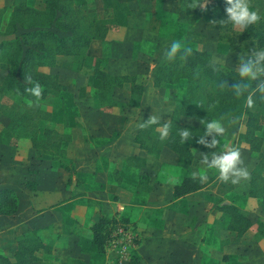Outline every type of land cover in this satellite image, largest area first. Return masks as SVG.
Wrapping results in <instances>:
<instances>
[{
	"label": "rangeland",
	"instance_id": "rangeland-1",
	"mask_svg": "<svg viewBox=\"0 0 264 264\" xmlns=\"http://www.w3.org/2000/svg\"><path fill=\"white\" fill-rule=\"evenodd\" d=\"M17 1H23L36 8L43 6V0H0V38H10L22 30L18 26L15 29L8 26L12 5ZM73 2L79 15L80 29L88 34L91 33V19H103L107 21L109 26H112L107 29L106 39L92 38L84 49L69 55H57L54 62L46 67L48 71L57 74L63 87L57 92L49 93L44 98L39 99V105L49 113L48 118L42 120L40 125H47L46 123L50 118L49 122L56 124V127L61 129V133L68 135L67 118L74 114L75 121L72 130L76 131V142L71 143L70 147L73 148L74 146L77 155L84 158L85 156L88 157L85 158L86 161L78 158L79 167L85 169L88 166L91 167L92 157L98 148H88L87 150L92 153V156H89V154H84L82 147L76 146V143L83 140L79 135V122L76 120L79 117L76 113L85 112L84 118L87 119L89 125H92L91 128L88 125L90 132L84 134V139L92 134H108L110 132L109 136L114 140L106 151L111 152L118 144L126 145L129 135L135 132L145 118L152 114L162 117L168 116L180 96L185 93L187 84L183 78L161 86H154L151 80L155 65L173 40H180L192 48L208 51L211 59L222 63L225 67L239 68V57L250 54L248 49H251V44L248 42L241 45L242 50L240 52L233 51L228 46L232 35L235 36L239 29L232 25L230 28H226L218 23L213 24L212 20H205L201 14V7H187L193 0H73ZM250 3L253 10L258 11L260 16L264 15V0H250ZM112 52L118 55L115 56ZM0 57L1 85L8 65V58L4 54ZM95 58L100 59V65L102 64L110 72L133 75L137 82L143 84L142 93L131 99L129 84L124 82L120 86L114 87L111 93L112 98L120 104H115L113 108H104L100 104L98 105L96 101L97 80L90 75L89 69L90 63ZM0 100L3 102L17 101L19 97L10 91L0 90ZM233 117L237 118V123L228 127L227 133L221 137L220 146L216 149H209L205 146L202 148L191 147L193 160L186 167L177 163L175 154L165 150L162 153V165H164V174L169 177L168 181L173 182L184 174H191L193 171L203 168L204 166L200 163L199 152H218L225 145L238 146L241 149L244 165L248 171L255 169L264 174V168L260 169L257 164L256 155L242 143H237V132L243 118L242 116ZM225 118V125L227 126V120L232 117ZM7 120L8 117L0 108V121L5 124ZM178 120L187 126L196 123L195 120L187 116H179ZM206 139H210V137ZM17 143L26 144L28 140L17 138L15 144ZM149 153L157 155L159 150L157 154ZM18 156L20 160L17 162ZM49 158V154L30 146L0 143V184L13 182L18 187V192L24 196L27 193V187L31 186L32 182H25L24 184L22 176L19 175V169L26 168L29 172L45 171L44 169L48 167ZM15 173H17L16 176H14ZM98 175L100 176L101 173ZM135 175H132L134 179ZM106 176L107 178L101 176L96 181V189L91 190L87 196L90 198L84 215L87 214L91 217L95 213V208L99 206L98 201H102L108 203V207L109 204L112 205L113 208L108 209L110 212L118 217H126L128 221L120 223H125V232L133 234V237L130 235V241L126 240L127 248L122 250V247H115L109 240L110 233L107 235L105 246L116 251V257L119 252V259L113 264H134L137 258L131 252L133 249H137V246L140 248L143 245L147 234L138 228L128 213L137 209L141 202L145 201L144 192L140 193L139 191L149 180V174L142 171L138 183L135 185V196H132L128 191L131 197L127 199L122 195L120 196V193L116 192L112 186L122 180L120 170L114 168L113 175ZM124 176L128 179L125 181L126 188H128L134 179L131 180L129 173L124 172ZM208 177V181L202 188L188 193L183 198L166 197V202L170 201L174 205L180 206L179 208L185 207L187 214L181 220L176 219L179 221V225L178 222L172 223L175 228L166 227L168 226L166 221L160 219L158 225L165 227L158 231L160 235H167V230L172 229L175 231L172 241L183 240L189 244L180 241L179 258L169 259L165 263L230 264L234 261L238 264H264V234L258 235L255 228L259 218L262 219L264 227V208L259 205L258 198L246 194L247 181H241L238 185L221 182L217 178L218 172L215 170H210ZM75 179L76 181L69 183L72 192H78L82 189L80 180ZM215 201H234L239 204V207L251 219V227L241 235H236L233 231L227 230L224 224L226 214L213 207ZM118 204L123 205L122 210L118 209ZM150 221V219H146V224L149 225ZM177 225L178 228H176ZM140 226L145 229L142 225ZM150 230H154V228ZM50 232H52L51 229L47 231V234L44 232L46 234L44 236L47 237ZM176 234L178 237L175 236ZM158 240L160 239L158 238ZM146 252L144 247L140 248L142 257H146L144 260L149 257L148 252ZM223 253L227 255L226 259L222 258ZM38 254L44 261L54 263L61 257L70 256L52 251L50 253L38 252ZM113 257L115 258V255ZM150 257L154 259L155 255L152 254ZM149 263L156 264L152 261ZM165 263L161 262V264Z\"/></svg>",
	"mask_w": 264,
	"mask_h": 264
},
{
	"label": "trees",
	"instance_id": "trees-1",
	"mask_svg": "<svg viewBox=\"0 0 264 264\" xmlns=\"http://www.w3.org/2000/svg\"><path fill=\"white\" fill-rule=\"evenodd\" d=\"M226 6V0H207L206 9H201V14L205 20L220 21L227 18ZM260 17L258 23L250 25L241 32L239 30L235 36L232 35L228 45L231 50L240 52L244 42L251 44L249 52L255 48L264 49V15ZM8 24L12 29L18 26L22 30L10 38H0V56L4 54L8 58L0 90L12 92L19 97V100L9 102L0 100V108L8 117L5 124L0 121V143L15 144L17 138H25L30 147L51 156L50 168L66 172L67 182L76 181L75 177H72L74 173L72 161L61 147V142L67 140L69 136L51 126L40 125L42 120L48 118L49 113L39 105V102H36L35 97L25 91L26 88L34 86L29 84L25 77L31 76L34 82L41 84L43 93L40 99L49 93L57 92L63 85L58 80L57 74L48 71L46 67L54 62L57 55L77 53L84 49L92 38H105L107 29L112 25L109 26L103 19H91L90 34L80 29L79 15L73 0H43L42 8L17 1L12 5ZM225 27L230 28L231 24ZM164 53L154 67L152 84L161 86L179 78L185 79L187 84L185 93L180 96L169 115L161 117V125L171 121V132L168 138L161 140L160 125H152L145 129L137 127L132 140L145 150L154 153L158 152L160 146H166L176 154L177 163L186 167L193 160L191 147H204L197 143L199 135L204 132V125L200 124L201 120L210 121L221 116H242L236 141L254 153L259 168H264L263 137L259 134L264 123V99H261L258 93L255 94L254 106L249 108L246 105L247 94L237 99L230 89L221 91L217 87L223 80L227 81L229 87L239 82V68L225 67L222 63L211 59L208 51L202 49L193 48V55L186 61L177 57L176 60L169 62L164 59ZM90 70L91 76L97 80V101L103 107L120 104L112 98L111 93L114 87L124 82L129 84L131 99L142 93L144 89L143 84L137 82L133 75L110 73L105 70L98 58L90 63ZM253 87H255L254 82ZM29 101H33L31 107ZM179 116H187L196 123L187 126L178 120ZM180 128H189L193 132V139L186 140L182 144L178 134ZM128 159L135 164L143 162L142 158L135 155L129 156ZM249 172L251 179L248 180L246 194L258 198L259 205L264 208V174L255 169ZM206 182L200 183L198 179L193 180L191 174H185L173 184L171 195L173 198L181 197L202 188ZM16 204L17 197L13 189L0 187V212L11 213L15 210ZM213 207L226 214L225 227L236 235L243 234L252 225L249 216L234 202L215 201ZM123 221L128 220L114 213L99 212L98 219L89 226L91 242L97 252L104 250L107 235L115 224ZM255 228L258 235L264 234L261 218L258 219ZM51 248L50 241H43L36 229H29L15 236V248L11 255L0 252V264H85L83 260L72 256L61 257L56 263L44 261L38 252L50 253ZM222 258L226 259L227 255L223 253Z\"/></svg>",
	"mask_w": 264,
	"mask_h": 264
},
{
	"label": "crops",
	"instance_id": "crops-1",
	"mask_svg": "<svg viewBox=\"0 0 264 264\" xmlns=\"http://www.w3.org/2000/svg\"><path fill=\"white\" fill-rule=\"evenodd\" d=\"M112 54L115 55L113 52ZM117 55L118 54L116 53L115 56ZM101 66L107 70L102 64ZM107 71L110 72L109 70ZM97 103L99 105L98 101ZM76 115L79 117L76 119L79 122V135L83 138L80 143H76V146L82 147L84 149V154H89V156H92V153L87 150L88 148H98V151H96V154L92 157L93 161L91 167L88 166L87 169L79 167L78 158L80 157L82 161H86L85 158L88 157L84 155V158L77 155L74 151V146L73 148L70 147L71 143L74 144V142H76V131L72 130L73 122L75 121L74 114L69 115L67 118L69 138L61 142V147L63 148L65 155L71 159L74 168L72 177L80 180L82 189L78 192H72L71 183L69 184L66 180L67 173L60 169L50 168L49 162L51 156L47 161L48 167L44 169L45 171L36 170V172H29L25 168L23 169L24 173L21 174L23 170L19 169V175L22 176L24 184L25 182L32 183L31 186H29L30 188L27 187V193L24 196L18 192V187L13 182L0 184V187H10L13 189L17 197L16 208L13 212H0V252L11 255L15 248V236L20 235L29 229H36L37 234L43 241L51 242L52 252L77 257L83 260L85 264H113L114 261L119 259V254L117 253L118 256L116 257V251L106 246L102 252H97L94 244L91 242V230L89 227L93 221L98 219L100 211L113 213L108 210L113 208L112 205L109 204L108 207V203L98 201L99 206L95 208V213L91 217L87 214L86 217L84 214L88 208V199L90 198L87 196H89L91 190L96 189V181L100 179L101 176L107 178L106 175H113L114 168H118L120 174H122V180L120 183H114L112 186H114L113 189L116 190V192L118 191L120 193V196L122 195L126 199L131 197L129 196V193H131L132 196H135V185L138 183L142 171H146L147 174H149V180H147L143 189L139 191L140 193L144 192L146 197L145 201L141 202L137 209H133L128 213L130 218L135 221L138 228L142 229V232L147 234L145 242L140 248L144 247L148 252L146 253L149 254V257L144 260L146 257H142L140 248L137 246V249H133L131 252L137 258V261H135L134 264H150L149 262L151 261L156 264H161V262L165 263L169 259L174 260L175 258H179L181 250L180 241L184 244L189 243H185L186 241L183 242V240L172 241L175 234V231L172 229L167 230V235H160V232L158 231L160 228L165 227H160L158 225L160 219L166 221L168 224L166 227L175 228L172 226V223L178 222L179 225V221L177 220L185 218V215L187 214L185 207L179 208L180 206H176L170 201L166 202V197L173 198L171 195L172 186L181 178V176L176 180H173V182L168 181L169 177L164 174L163 170L164 165H162V153H164L165 150H168L173 154L175 153L168 147L162 145L159 148V153H156L157 155H151L147 150L140 147L132 140L133 134L129 135V140L126 145L118 144L111 152H109V150L106 151L107 147L114 140L109 136L110 132L108 134H92L87 139H84V134L90 132L88 129V121L84 118L86 114L84 112L76 113ZM49 120L50 118L46 124L60 132L61 129L57 128L56 124L49 122ZM263 125L259 130V134L263 137L262 147L264 148ZM91 126L92 125H89L90 128ZM11 145L30 146L29 143H17ZM131 155L142 158L143 162L139 164L131 163V160L128 159ZM18 160H20V157L16 159L17 162ZM36 168L39 169L37 166ZM124 172L126 174H131V180L134 179L132 175L136 174L134 181L131 182L132 187L128 186V188H126L125 181L128 179L125 178ZM99 173H101L100 176L98 175ZM16 175L17 173H15L14 176ZM89 181L92 182L90 183ZM247 183L245 189H247ZM185 195L175 199L183 198ZM234 203L237 204L236 202ZM237 205L239 206V204ZM146 219L151 220L149 225L146 224ZM224 224H226V222ZM140 225L145 227V229ZM178 225L176 228H178ZM147 228L149 230H146ZM151 228H154V230H150ZM50 229L52 230L50 235L47 237L44 236ZM44 232H46V234ZM175 236L178 237L177 234ZM158 238L160 240H158ZM152 254L155 255L156 259L150 257ZM114 255L115 258L113 257ZM230 263L237 262L233 261Z\"/></svg>",
	"mask_w": 264,
	"mask_h": 264
},
{
	"label": "clouds",
	"instance_id": "clouds-1",
	"mask_svg": "<svg viewBox=\"0 0 264 264\" xmlns=\"http://www.w3.org/2000/svg\"><path fill=\"white\" fill-rule=\"evenodd\" d=\"M226 19L220 21H213V24L219 23L223 26L231 24L234 28L241 31L248 28L250 25L256 24L261 17L258 11L253 10L250 0H226ZM201 7L206 9L207 0H193L187 7L196 8ZM193 55V48L185 45L180 40H173L164 53V59L172 62L179 57L180 60L186 61ZM238 75L240 81L234 83L231 87L228 86L226 80L220 81L217 87L223 91L230 89L233 95L239 99L245 94L246 105L251 108L254 106L253 96L259 94L261 99H264V49H254L247 56L239 57ZM29 84L34 86L26 88L25 91L36 98V102L42 96L43 88L39 82H34L31 76L25 77ZM253 82L255 87H253ZM29 107L33 105V101L28 102ZM225 117L221 116L218 119L210 121L201 120L200 124L204 125V132L199 135L198 144L204 145L209 149H216L220 146L221 137L227 133L228 127L237 123V118L232 117L227 120L225 125ZM152 125H160L159 133L160 139L165 140L171 132V121L164 122L161 125V115H150L147 120L141 122L138 127L140 129L148 128ZM180 142L184 144L186 140L193 139V132L189 128H180L179 130ZM210 139H206L209 138ZM220 137V139H218ZM200 163L204 166L201 169L193 171L191 178L199 180L204 183L208 180V172L215 170L218 172V179L221 182H230L233 185H238L241 181H248L251 179V173L244 165L241 149L238 146L225 145L220 151H212L210 153L199 152Z\"/></svg>",
	"mask_w": 264,
	"mask_h": 264
},
{
	"label": "built area",
	"instance_id": "built-area-1",
	"mask_svg": "<svg viewBox=\"0 0 264 264\" xmlns=\"http://www.w3.org/2000/svg\"><path fill=\"white\" fill-rule=\"evenodd\" d=\"M118 209H122L123 206L122 205H118L117 206ZM128 226V225H127ZM124 229H126V225L125 223H117L113 230L110 233L109 235V240L110 242L115 246V247H122V250L126 247L127 248V241H130V233L129 232H125ZM124 235V236H122ZM133 237V234L131 235ZM119 253V252H118Z\"/></svg>",
	"mask_w": 264,
	"mask_h": 264
}]
</instances>
